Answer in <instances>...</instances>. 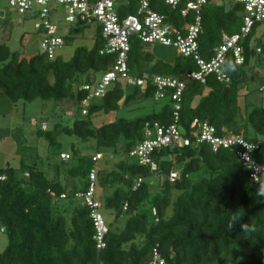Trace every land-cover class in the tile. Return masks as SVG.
<instances>
[{"label": "trees", "instance_id": "trees-1", "mask_svg": "<svg viewBox=\"0 0 264 264\" xmlns=\"http://www.w3.org/2000/svg\"><path fill=\"white\" fill-rule=\"evenodd\" d=\"M132 4L121 15L135 14L136 1ZM229 4V9L222 4L208 5L202 12L203 33L199 44L201 55L208 60L222 44L224 34L232 36L241 32L244 8ZM153 9L175 25L183 24L178 10H172L163 0H154ZM257 27L241 42L243 65L236 64L232 53L227 54L224 69L231 79L229 84L219 82L212 75L206 84L187 83L178 120L173 103L166 100L161 112L136 119L121 117L99 127L91 119H80L72 127L57 123L52 130H40L39 135L52 148L60 145L58 134H66L81 142L94 139L99 149H112L115 156L124 157L107 175L100 176L96 171L94 197L102 213L104 209L115 211L114 223L126 217L125 228L118 232L114 223L108 224L106 245L98 248L92 208L80 196L86 195L92 184L91 173L100 161H95V156H74L77 163L70 174L82 178L84 184L72 197L60 182L49 180L36 166L22 163L17 169H0V175L7 176L0 183V223L6 227L4 234L8 237L0 264H159L156 256L164 264H264V177L255 183L234 151L214 152L207 144L197 145L191 136V125L198 121L213 125L219 135L236 134L251 143L259 142L253 158L264 166V108L251 110L247 119L240 121L238 104L240 89L249 84L254 70L252 60L261 53L252 47ZM88 28L87 25L71 27L68 35H79ZM105 46L100 27L94 47L78 48L69 62L59 57L50 59L42 53L26 59L21 52L0 45V95L3 91L14 103L71 99L81 104L90 93L82 87L93 85L98 81L97 75L105 74L115 63L114 55H101ZM145 49L142 44L133 43L129 61L132 75L149 72L184 78L198 71L193 59L178 56L173 64H168L155 61ZM51 75L53 84L49 81ZM83 77L84 84L80 88L74 86ZM125 85L130 86L117 82L99 103H91L86 116L114 113L137 100L154 99V87L149 81L145 87L134 86L133 93L126 92ZM175 123L186 131L193 144L155 151L157 173H151L148 167L130 157V152L146 140L147 125L153 129L155 125ZM66 156L69 158H62L63 161L71 159ZM175 165H181L183 170L172 183L170 174ZM156 174L165 177L163 196L152 199L146 179ZM202 174L208 177L198 182L192 179ZM98 179L103 192L115 189L112 196L97 197ZM139 179L142 183L134 189ZM174 192L179 194L176 199ZM75 197L80 203L69 202L72 206L69 219L60 210V201Z\"/></svg>", "mask_w": 264, "mask_h": 264}, {"label": "built area", "instance_id": "built-area-1", "mask_svg": "<svg viewBox=\"0 0 264 264\" xmlns=\"http://www.w3.org/2000/svg\"><path fill=\"white\" fill-rule=\"evenodd\" d=\"M8 1L11 7L21 15L37 18L35 28L42 37L41 53L50 59H55L56 51L65 44V35L61 34L60 27L54 23L56 16L61 14L65 16L66 23L70 28L79 25L90 27L97 25L101 28L102 37L106 41L105 49L101 51V55H114L115 63L108 72L102 75L100 80L93 85L82 87V90L90 92L81 102L82 115L84 116L88 115L92 101L103 98L117 82L145 87L149 81L154 87V100L156 102L171 100L176 120H178L187 83L197 81L206 84L207 78L212 75L219 82L229 84L231 79L224 69L227 54L232 53L236 64L243 65L245 59L241 42L255 26L264 24V0H230L244 8L241 32L232 36L224 34L222 44L216 49L214 56L208 60L200 52L199 38L203 33L202 12L210 4L219 5L220 0H163L172 10H178L183 18V24L179 26L170 22L167 16L153 9L154 0ZM132 1H136V13L121 15L123 9L133 5ZM70 28L66 30L67 33ZM133 43H140L144 48L148 44L173 48L177 51L178 56L193 59L198 71L184 78L152 75L149 72H145L141 76L132 75L129 61ZM260 51L258 50V52ZM191 130V136L196 140L197 145L207 144L214 152L219 150L234 151L242 165L250 171L251 178L255 183H259L264 177V166L253 158V153L260 147L259 142L251 143L239 135H219L217 129L207 122L194 121ZM192 144V139L177 123L170 126L155 125L153 129L147 125L146 140L130 152V157L137 160L139 165L148 167L151 173H157L159 164L153 158L155 151L163 148L189 147ZM62 158L68 159L69 157L63 155ZM101 159H103L102 154H97L94 158L95 161ZM90 177L92 184L88 193L80 196L84 197L86 204L92 208V218L96 229L95 239L98 242V248L102 249L106 245L105 239L110 228L101 211V205L94 197L96 170L92 171ZM6 179V175H0V183ZM177 179L178 173L171 172L170 181L173 183ZM141 183L142 179L137 180L134 189H137ZM5 232L6 227L0 223V235ZM156 259L159 264H164V261L158 256Z\"/></svg>", "mask_w": 264, "mask_h": 264}, {"label": "rangeland", "instance_id": "rangeland-1", "mask_svg": "<svg viewBox=\"0 0 264 264\" xmlns=\"http://www.w3.org/2000/svg\"><path fill=\"white\" fill-rule=\"evenodd\" d=\"M128 1V0H127ZM125 1V2H127ZM228 1V2H227ZM230 0H220L219 5H226L230 8ZM212 5V4H210ZM66 17L58 15L54 18V23L61 29V34L67 36L66 30L70 26L66 23ZM37 18H30L21 15L16 9L12 8L8 0H0V45H7L13 52H21L23 58H30L32 55L41 53L42 37L36 31ZM97 25H93L85 32L79 35H68L65 44L56 51V57L65 62L71 61L78 48H87L91 50L95 44L97 34ZM24 37V38H23ZM23 38V40H22ZM146 50L150 52L155 61H162L173 64L178 53L173 48L164 47L157 44L145 45ZM255 50H261L252 60L253 71L248 85L241 87L239 96V120L247 119L249 112L255 108H264V24L257 27V33L252 42ZM102 75H97L95 80H100ZM74 82V86L80 88L84 83ZM51 84L54 83V76L49 78ZM126 92L133 93L134 86H124ZM100 102V99L92 101L93 104ZM164 106L163 102H156L154 99L137 100L130 106L121 107L120 111L106 114L99 112L90 116H82L81 104L71 99L63 102L45 101L38 99L31 103H14L9 100L3 91L0 95V169L20 168L22 163L30 166H36L42 171L49 180L60 182L67 190L69 197L81 188L84 180L80 177L74 178L70 174L71 168L77 163L74 159L76 154L86 156H96L97 153L103 154V159L95 164L96 171L100 176H105L116 169V163L124 157H117L112 149H99L94 139L88 142H81L77 137L66 134H58V147L52 148L49 141L39 135L40 130L50 129L59 123L65 127H72L76 120L91 119L94 126L99 127L117 121L121 117L136 119L153 112H161ZM252 135L254 132L250 129ZM236 135V134H233ZM62 154L71 157L68 161H63ZM181 165H175L173 173H182ZM208 177L202 174L199 177H192L195 182ZM164 175L156 174L146 179L152 199L163 196L162 184ZM97 197H105L107 194L112 196L115 189L103 192L99 187ZM179 194L174 192V199ZM69 202L80 203L78 198L61 200V211L71 219L72 206ZM105 203V200L103 199ZM65 205V206H63ZM172 213V212H171ZM103 215L107 224L114 223L115 211L104 209ZM126 217H122L117 223H114V230L121 231L125 228ZM118 229V230H117ZM8 244L6 234L0 235V254L3 253Z\"/></svg>", "mask_w": 264, "mask_h": 264}, {"label": "clouds", "instance_id": "clouds-1", "mask_svg": "<svg viewBox=\"0 0 264 264\" xmlns=\"http://www.w3.org/2000/svg\"><path fill=\"white\" fill-rule=\"evenodd\" d=\"M261 52V51H260ZM105 218V217H104ZM106 221V220H105ZM107 223V222H106ZM108 225V224H107ZM109 226V225H108ZM110 228V227H109Z\"/></svg>", "mask_w": 264, "mask_h": 264}]
</instances>
